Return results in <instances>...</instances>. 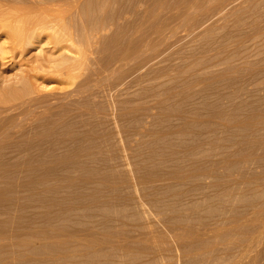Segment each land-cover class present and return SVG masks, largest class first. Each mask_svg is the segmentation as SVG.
Returning <instances> with one entry per match:
<instances>
[{"label": "rangeland", "instance_id": "1", "mask_svg": "<svg viewBox=\"0 0 264 264\" xmlns=\"http://www.w3.org/2000/svg\"><path fill=\"white\" fill-rule=\"evenodd\" d=\"M0 95V264H264V0H0Z\"/></svg>", "mask_w": 264, "mask_h": 264}, {"label": "bare ground", "instance_id": "2", "mask_svg": "<svg viewBox=\"0 0 264 264\" xmlns=\"http://www.w3.org/2000/svg\"><path fill=\"white\" fill-rule=\"evenodd\" d=\"M60 1H61V0H60ZM33 2H34V1H33ZM38 3H39V2H38ZM51 3H52V2H51ZM66 3H67V2H66ZM46 4H47V3H46ZM39 6H40V5H39ZM51 6H52V5H51ZM76 6H77V5H76ZM25 7H26V6H25ZM35 7H36V6H35ZM73 7H74V6H73ZM29 8H30V7H29ZM15 9H16V8H15ZM23 9H25V8H23ZM23 9H21L22 12H24V11H25L26 9H28V8L26 7V9H25L24 11H23ZM51 9H52V8H50V11L52 12ZM62 9H63V7H62ZM64 9L66 10V8H64ZM47 10L49 11V9H47ZM53 10H54V9H53ZM65 10H63V12H64ZM18 11H20V9H19ZM18 11L16 10V12H18ZM21 11L18 13V16H19L20 13L22 14ZM27 11H28V10H27ZM27 11H26V12H27ZM35 11H36V10H35ZM48 11H47L46 14H48ZM57 11H58V10H57ZM10 12H11V11H10ZM12 12H13V11H12ZM26 12H24V16H23V15L21 16V17H24V18H22L23 20H24L25 17H26V16H25V13H26ZM29 12H30V11H29ZM53 12H54V11H53ZM60 12H61V11H60ZM49 13H50V12H49ZM21 14H20V15H21ZM28 14H29V13H28ZM28 14H26V15H28ZM31 14H32V13H31ZM13 15H14V14H12V16H13ZM16 15H17V14H16ZM33 15H34V13H33ZM49 15H50V14H48V16H49ZM60 15H61V14H60ZM34 16H35V15H34ZM34 16H30L31 18H27V17H26V18L29 19V20H30V19L34 20V19H33ZM40 16H41V15H40ZM48 16H47V18L49 19ZM51 16H52V15H50V17H51ZM57 16L59 17V15H57ZM61 16H62V15H61ZM10 17H11V16H10ZM28 17H29V16H28ZM32 17H33V18H32ZM42 17H44V16H42ZM53 17H54V16H53ZM53 17H51V18H53ZM58 17H55V18H58ZM39 18H40V17H39ZM47 18H45V19L47 20ZM8 19L10 20V18H8ZM45 19H43L44 22H45ZM18 20L20 21L21 19H18ZM18 20H17V22H18ZM32 20H31V21H32ZM35 20H36V21H37V20L40 21L39 19H37V16H36V19H35ZM35 20H34V21H35ZM41 20H42V19H41ZM53 20H54V18H53ZM53 20L51 19V21H53ZM7 21H8V20H7ZM7 21H6V22H7ZM10 21H12V22L15 21V22H16V20L13 21L12 18H11ZM10 21H9V22H10ZM25 21H26V20H25ZM25 21H24V22H25ZM34 21H33V22H34ZM64 21H65V20H64ZM20 22H22V21H20ZM44 22H43V24H44ZM47 22H48V21H47ZM47 22H45V23H47ZM55 22H56V21H55ZM55 22H51V23H54V24H55ZM66 22H67V21H66ZM26 23H27V22H25V24H26ZM28 23H29V22H28ZM34 23H35V22H34ZM41 23H42V22H41ZM72 23H73V22H72ZM15 24H16V23H15ZM32 24H33V23H32ZM61 24H62V23H61ZM20 25H21V24H20ZM20 25H19V26H20ZM23 25H24V23H23ZM23 25H22V26H23ZM29 26H30V25H29ZM33 26H34V25H33ZM45 26H46V25H43L44 29L46 28ZM4 27H5V26H4ZM9 27H10V25H9ZM13 27H14V24H13ZM26 27H27V26H26ZM6 28H8V26H7ZM14 28H16V27H14ZM17 28H18V27H17ZM27 28H28V27H27ZM29 28H30V27H29ZM34 28H35V27H34ZM38 28H39V27H38ZM65 28H66V27H65ZM18 29H19V28H18ZM22 29L25 30L24 27H22ZM22 29H21V31H24V30H22ZM30 29H31V28H30ZM46 29H47V28H46ZM13 30L15 31V29H13ZM32 30H33V29H32ZM34 30H35V29H34ZM21 31H20V32H21ZM27 31H28V30H27ZM10 32H11V31H10ZM11 33H12V32H11ZM15 33H16V32H15ZM17 33H19V32L17 31ZM25 33H26V31H25ZM22 34H23V33H22ZM31 34H33V31H32ZM49 35H50V34H49ZM66 35H67V34H66ZM15 36H16V35H15ZM18 36H19V34H18ZM25 36H27V35H25ZM31 36H32V35H31ZM67 36H68V35H67ZM19 38H20V37H19ZM19 38L17 37L16 39L18 40ZM26 38H27V37H26ZM28 38H29V37H28ZM30 38H31V37H30ZM68 38H69V37H68ZM17 40H15V41H17ZM66 40H67V39H66ZM58 41H59V40H57V42H58ZM62 41H63V40H62ZM58 43H59V42H58ZM64 60H65V59H64ZM62 63H63V62H62ZM64 63H65V62H64ZM60 65H62V64H60ZM28 85H30V84H28ZM28 88H29V87H28ZM31 91H32V90H31ZM25 92H26V91H25ZM28 92H29V91H28ZM0 96H1V95H0ZM17 97H18V96H17Z\"/></svg>", "mask_w": 264, "mask_h": 264}]
</instances>
